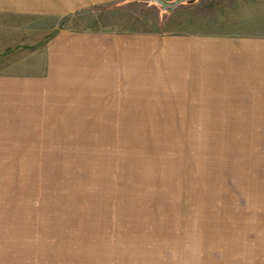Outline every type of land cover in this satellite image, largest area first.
Instances as JSON below:
<instances>
[{"label": "rangeland", "instance_id": "obj_1", "mask_svg": "<svg viewBox=\"0 0 264 264\" xmlns=\"http://www.w3.org/2000/svg\"><path fill=\"white\" fill-rule=\"evenodd\" d=\"M196 1L0 0V264L264 263V112L154 49Z\"/></svg>", "mask_w": 264, "mask_h": 264}, {"label": "crops", "instance_id": "obj_2", "mask_svg": "<svg viewBox=\"0 0 264 264\" xmlns=\"http://www.w3.org/2000/svg\"><path fill=\"white\" fill-rule=\"evenodd\" d=\"M86 1L94 0L77 3ZM196 2L190 8V17L178 22L181 31L154 40L158 44L154 49L165 58L161 62L165 70L174 72L175 86L185 92L229 95L236 104L223 109L264 112V0ZM80 5L64 3L58 6V13ZM236 125L264 126V120Z\"/></svg>", "mask_w": 264, "mask_h": 264}, {"label": "water", "instance_id": "obj_3", "mask_svg": "<svg viewBox=\"0 0 264 264\" xmlns=\"http://www.w3.org/2000/svg\"><path fill=\"white\" fill-rule=\"evenodd\" d=\"M146 1L155 3V4L159 5L162 9L172 10V9H174L175 7H177L178 5H180L182 3L193 2L195 0H175L173 2H166V1H163V0H146Z\"/></svg>", "mask_w": 264, "mask_h": 264}, {"label": "trees", "instance_id": "obj_4", "mask_svg": "<svg viewBox=\"0 0 264 264\" xmlns=\"http://www.w3.org/2000/svg\"><path fill=\"white\" fill-rule=\"evenodd\" d=\"M146 1V0H145Z\"/></svg>", "mask_w": 264, "mask_h": 264}]
</instances>
